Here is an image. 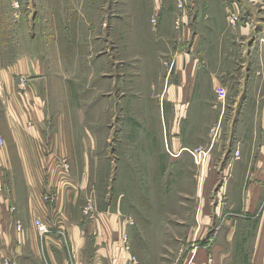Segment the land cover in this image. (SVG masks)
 Segmentation results:
<instances>
[{"label": "rangeland", "instance_id": "1", "mask_svg": "<svg viewBox=\"0 0 264 264\" xmlns=\"http://www.w3.org/2000/svg\"><path fill=\"white\" fill-rule=\"evenodd\" d=\"M201 4L0 0L3 62L12 61L21 46L23 55L43 50L41 59L49 64L40 94L51 112L50 130L62 127L69 141L67 157L57 165L62 183L83 186L85 216L93 219L106 211L120 217L131 264H254L255 228L264 223V185L254 213L239 207L243 197L232 194L237 195L238 183L250 187L257 153L264 154V0L214 6L221 17L224 9V29L245 26L249 32L232 39L235 73L206 101L199 81L196 88L179 84L191 56L205 59L204 34L223 44L220 27L206 17L209 6ZM159 8L175 15L173 36L160 30ZM255 63L263 66L262 78L251 77ZM173 86L178 98H164ZM202 102L210 113L199 108ZM221 109L225 116L215 123ZM242 110L246 124L239 131L235 120ZM253 114L257 132L251 128ZM251 146L255 159L238 182L241 163L235 159ZM23 230L22 225L18 232ZM216 244L222 245L218 259ZM201 250L206 255L200 256Z\"/></svg>", "mask_w": 264, "mask_h": 264}, {"label": "crops", "instance_id": "2", "mask_svg": "<svg viewBox=\"0 0 264 264\" xmlns=\"http://www.w3.org/2000/svg\"><path fill=\"white\" fill-rule=\"evenodd\" d=\"M201 1V5L212 6H206V9H209V15L206 17L214 26L220 27L217 33L223 32V44L215 45L210 41L211 34H204L207 45L203 46L202 54L205 59L201 61L196 58L193 61L191 56L187 70H182L179 84L190 82L195 86L199 81L202 88L200 98L206 101L209 96H214L215 88L219 84H224L234 75L236 59L231 56L234 48L230 43L237 34L246 35L249 29L245 26L235 30L236 32L224 29V9H221L222 17L214 9V6L224 0ZM253 2L257 3L258 0ZM158 5L163 7L161 1ZM160 8V30L162 33L170 31L171 36L175 31V15L162 13ZM39 37V34L32 35L36 43ZM41 42L42 47L45 46L46 40L41 39ZM2 52L0 42V104L4 105L3 114H0V135L5 140V143L0 145V264L6 261L15 264H131V253L125 250L122 240L124 224L120 217L106 211H99V214L95 215L97 218L93 219L85 216V205L80 196L83 186L77 183L71 185L74 188H70L62 183V175L58 172L57 165L67 157L69 141L68 137L64 136L62 127L58 126L57 130L52 132L47 124L51 112L46 108L40 94V86L46 84L45 70L49 68L47 61L43 62L41 59L44 51L37 50L23 55L19 46L18 54L7 63L2 60ZM262 67V64L255 63L251 68V77L260 78ZM169 76L168 73L167 80ZM166 95L168 99L170 96L172 100L178 98L174 86L168 87L163 97ZM180 96L181 93L179 98ZM199 108L203 109L204 113H210L206 111L208 105L205 102H202ZM224 112L225 110L221 109L220 115H214L215 123L221 115V118L225 116ZM204 115L209 117V114ZM236 116V130L240 131V127L246 124V115L242 110ZM252 119V131L257 132L258 124L254 114ZM252 150L251 146L250 154L246 152L243 157L235 159L241 163L237 170L238 182L243 181L241 173L247 171L250 160L255 159ZM257 154V169L250 178L252 184L247 189L246 184L243 183V186L238 183L239 193L232 194L243 197V203L240 202L239 207L247 213H254L264 185V154ZM72 180L76 182L74 178ZM36 217H42L51 225L48 234L40 235L37 232L34 225ZM18 221L23 225L22 233L16 228ZM126 228L128 231L127 225ZM230 234L233 235V232ZM253 242L254 264H264V223L255 228ZM221 247V244L214 245L213 252L217 254V259ZM131 252L134 254L132 244ZM203 255L206 253L201 250L200 256Z\"/></svg>", "mask_w": 264, "mask_h": 264}, {"label": "built area", "instance_id": "3", "mask_svg": "<svg viewBox=\"0 0 264 264\" xmlns=\"http://www.w3.org/2000/svg\"><path fill=\"white\" fill-rule=\"evenodd\" d=\"M236 18V16H234ZM5 140L4 138L0 135V144H4ZM34 225L40 235H45L48 234L51 231V225L46 222L42 217H36L34 220ZM17 229L19 231L22 230V224L18 223L17 224Z\"/></svg>", "mask_w": 264, "mask_h": 264}]
</instances>
